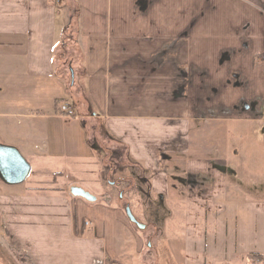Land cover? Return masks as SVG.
<instances>
[{
	"label": "crops",
	"instance_id": "1",
	"mask_svg": "<svg viewBox=\"0 0 264 264\" xmlns=\"http://www.w3.org/2000/svg\"><path fill=\"white\" fill-rule=\"evenodd\" d=\"M61 1L0 0V264L120 263V209H89L57 187L65 170L53 164L83 174L134 166L151 172L152 193L175 196L155 170L184 155L183 124L264 99V0ZM70 23L75 40L62 45ZM61 48L91 102L75 117L57 112L70 87L55 67ZM155 122L182 126L159 127L153 142ZM198 172L178 211L182 264H264V191L234 194L226 179ZM43 174H52L45 187ZM29 176L25 188H9ZM84 213L96 226H85Z\"/></svg>",
	"mask_w": 264,
	"mask_h": 264
},
{
	"label": "rangeland",
	"instance_id": "2",
	"mask_svg": "<svg viewBox=\"0 0 264 264\" xmlns=\"http://www.w3.org/2000/svg\"><path fill=\"white\" fill-rule=\"evenodd\" d=\"M60 9L67 14L66 7ZM59 71L62 76L66 75L69 84V73L65 71V68ZM72 94L75 99H78V110H90L91 102L86 95L83 82L73 86L72 91L67 93L68 100H65L76 111ZM247 102L249 101L241 102L242 106L238 108L239 110L233 112L228 118L202 119L184 124L181 122L185 128L189 126L190 129L187 135V150L184 155H179L177 151H175L177 153L169 154L170 160L166 159L165 166L162 164L158 170H155V173L159 171L161 175L166 173L165 177L174 183V189L177 191L175 196L152 193L150 171L143 170L139 174L137 167L104 165L103 162V165L96 168L94 165L89 166L93 172L84 174L80 173L83 167L82 169L80 167V172L77 170L74 172V170H68L64 164L53 162V172L65 170V176L58 180L57 187L68 191L72 186H78L97 196L95 203H84L89 209L103 207H111L115 211L120 209L122 213L120 220L124 225L119 227L117 236L116 254L120 260L119 263L116 259L117 264H182L183 252L176 239L183 235L180 228L184 226V219L183 214H178V211L185 208L184 200L189 193L191 180L200 179L201 174L194 173L195 171L205 169L211 172L214 179L216 177H219V180L226 179L232 193L244 192L249 197H256L264 191V136L262 134L264 117L253 118L252 112L249 111L252 106ZM244 110H247L246 113L243 112ZM177 122H155L153 142H157L158 138L162 137L156 133L159 127L163 130L165 127L174 129L177 128L176 126H182L180 122L179 124ZM174 133L176 139H179V131ZM97 157L102 161L100 153ZM194 160L199 162L192 164ZM200 162L208 165H202ZM30 176L23 184L9 188H25L31 181ZM42 178L45 179L46 183L42 184L45 187L52 180V174H43ZM139 178L143 179V182ZM79 200L83 202L82 199ZM127 206H130L137 220L146 225V229L138 228L129 220L126 214ZM82 216L87 220L84 222L85 226L89 224L88 228L96 226V222L92 221L89 213H84ZM169 228H173V232L168 231Z\"/></svg>",
	"mask_w": 264,
	"mask_h": 264
},
{
	"label": "built area",
	"instance_id": "3",
	"mask_svg": "<svg viewBox=\"0 0 264 264\" xmlns=\"http://www.w3.org/2000/svg\"><path fill=\"white\" fill-rule=\"evenodd\" d=\"M56 2H61V0H55ZM246 101L245 98H241V102ZM252 106L251 111L253 118H263L264 115V99L260 96L255 97L251 101L247 102ZM247 110L243 112L246 113ZM57 112L59 115L67 117H75L76 111L73 106L67 101H61L57 105ZM235 112L232 108L229 107H220V108H211L208 110L209 119H222L228 118L231 114Z\"/></svg>",
	"mask_w": 264,
	"mask_h": 264
},
{
	"label": "trees",
	"instance_id": "4",
	"mask_svg": "<svg viewBox=\"0 0 264 264\" xmlns=\"http://www.w3.org/2000/svg\"><path fill=\"white\" fill-rule=\"evenodd\" d=\"M65 1H67V0H65ZM67 5L71 8V13H72V17H73V19H77V16H78V8H77V6L76 5H73L72 3H71V1L68 3L67 2ZM71 23H72V21H71ZM71 23L65 28V31H64V37H63V42H62V45L63 44H70V41H72V39L73 40H75V37H74V35L72 34V33H70L71 31H70V26H71ZM77 57V56H76ZM71 61V60H70ZM70 61L68 60V56H67V54L64 52V50H63V48H61V50H57L55 53H54V62H55V67H56V69L58 70V73L60 74V69H62V68H65V70H66V68H69L70 69V75H72V71L73 72H75L74 71V68H73V66L71 65V64H69L70 63ZM75 74V73H74ZM61 75V74H60ZM75 76V75H74ZM70 87H69V91H68V94H69V92H71L72 91V88H73V86H75L76 84L74 83V84H72V79H70V82H69V84H68ZM72 97L74 98V95L72 94ZM71 98V97H70ZM72 99V98H71ZM65 101L66 99H61V100H57L56 101V106L61 102V101ZM72 101H73V105L75 106V108H77L76 109V116H77V112H78V104H79V102H78V99L76 98H74V100L72 99ZM55 175H60V174H55ZM250 257H252L253 255L252 254H250L249 255ZM262 258V257H261Z\"/></svg>",
	"mask_w": 264,
	"mask_h": 264
},
{
	"label": "water",
	"instance_id": "5",
	"mask_svg": "<svg viewBox=\"0 0 264 264\" xmlns=\"http://www.w3.org/2000/svg\"><path fill=\"white\" fill-rule=\"evenodd\" d=\"M72 78H73V81H74V72L72 71ZM22 162V160H21ZM24 164L23 167H22V170H23V174L25 177L27 171H28V166L26 164V162L23 160ZM70 192L73 196L75 197H81L83 198L84 200H86L87 202H90V203H95L97 201V196H95L94 194H92L91 192L85 190L84 188H81V187H78V186H72L70 188ZM126 214L129 218V220L135 224L138 228L140 229H145L146 228V225L139 222L136 218V216L133 214L131 208L128 206L126 207ZM150 246V244H149Z\"/></svg>",
	"mask_w": 264,
	"mask_h": 264
},
{
	"label": "flooded vegetation",
	"instance_id": "6",
	"mask_svg": "<svg viewBox=\"0 0 264 264\" xmlns=\"http://www.w3.org/2000/svg\"><path fill=\"white\" fill-rule=\"evenodd\" d=\"M138 179V178H137ZM140 179V178H139ZM119 186V184H117ZM122 197V194L120 193V198ZM128 207V206H127ZM130 207V206H129ZM146 229V228H145ZM144 230V229H143Z\"/></svg>",
	"mask_w": 264,
	"mask_h": 264
}]
</instances>
